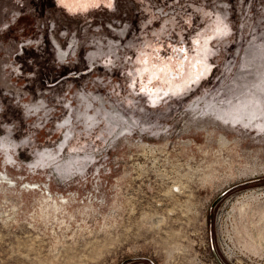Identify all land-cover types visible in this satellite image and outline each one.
<instances>
[{
  "label": "rangeland",
  "instance_id": "374dc122",
  "mask_svg": "<svg viewBox=\"0 0 264 264\" xmlns=\"http://www.w3.org/2000/svg\"><path fill=\"white\" fill-rule=\"evenodd\" d=\"M221 15L207 78L149 104L138 67L196 56ZM262 67L264 0H0V173L47 189L0 185V264H264V98L250 129L212 109Z\"/></svg>",
  "mask_w": 264,
  "mask_h": 264
},
{
  "label": "flooded vegetation",
  "instance_id": "af4514ba",
  "mask_svg": "<svg viewBox=\"0 0 264 264\" xmlns=\"http://www.w3.org/2000/svg\"><path fill=\"white\" fill-rule=\"evenodd\" d=\"M101 2L106 3L107 5L111 6L112 0H57L59 5L65 6L68 11L70 12H85L90 10L96 5H99ZM170 21H167L161 31V34H165L166 30L168 29ZM174 25V23H171ZM217 24V25H216ZM215 26H212L209 33L205 35H201V40L195 43L196 44V56L187 50V46H182L177 50V54L180 56L181 61H176L173 64H160L157 65L155 71L151 72L150 69L153 67L151 65L152 61L147 65H142L138 67V74L142 77L143 71H149L152 76L154 77L151 82H154L158 79V83L154 86L153 84H143L144 81L142 80V85L138 87L140 93H143L145 96L149 98V104L157 105L163 101L166 97H170L171 94L178 96L190 88L195 86L197 83L201 82L203 79H206L209 75L210 71L212 70L213 63L211 64V57L216 54L218 48L213 47V43L217 42V45L222 43L225 37H229V33L231 29L228 26V22L224 19V16H219L218 21L216 22ZM224 38V39H223ZM192 65V69L188 67ZM178 72V76L183 75V72H187L186 76L182 80H175L172 76L173 73ZM146 72V73H147ZM157 82V81H156ZM153 85V86H152ZM133 88H137V86L132 85ZM103 98L99 97V102ZM104 100V99H103ZM102 100V101H103ZM134 99L130 98V101L133 102ZM90 104H93L92 101L88 100ZM107 101H104L103 104L100 106L101 109H104V116L101 118H105V122L113 113L109 111L105 105ZM110 112V113H109ZM112 113V114H111ZM117 114V111L115 112ZM111 114V115H110ZM123 116V115H121ZM90 121L94 120L90 113H88L87 118ZM104 122V121H103ZM92 122H90L91 124ZM108 123V122H107ZM114 127L111 129V133H113L115 128H118L116 123L114 122ZM92 125V124H91ZM114 134V133H113ZM108 138V134L103 133L101 139L106 141ZM28 144L31 145V141H27ZM89 144L86 143L85 150L93 151V148L88 146ZM32 146V145H31ZM83 150V149H79Z\"/></svg>",
  "mask_w": 264,
  "mask_h": 264
},
{
  "label": "bare ground",
  "instance_id": "6f19581e",
  "mask_svg": "<svg viewBox=\"0 0 264 264\" xmlns=\"http://www.w3.org/2000/svg\"><path fill=\"white\" fill-rule=\"evenodd\" d=\"M262 69H263V67L260 69V74L262 72V75H260L259 78H261V76L264 77V70H262ZM257 71H259V69ZM263 80H264V78H263ZM255 86H256V83L253 82L252 87L250 88L249 92L247 90H245V88L241 89V90L239 89L240 99H238L237 104H234V106L230 107L227 103H223V102L221 103L220 102V105H221L220 107L213 106L212 109L217 108L216 109L217 114H219L221 117L229 119L230 121L234 122L235 124H237L239 126H242L244 128L246 127L247 129L254 127L255 125L259 124L258 118H260V113L257 112L256 110H254V108L258 107L260 99L264 98V91H263L264 89H262L261 86H258V87H255ZM246 92L248 95L246 94ZM215 102L217 103L216 100H215ZM250 107H254V108H250ZM113 116H115L113 118V122H115V123L117 120H119V121L124 120V119H120V118H124V117L121 116V114L118 112L115 115L112 114V116H110V117H113ZM116 125H117V123H116ZM119 127L120 126H118V129H119ZM118 134H119V132H118ZM219 139H220V141H225V143H226V141L228 142V140L224 136L220 135ZM3 174L0 173V185L3 184L4 186L22 188L25 190H31L32 189L34 191L36 190L39 192L47 191V189H45V184H43V187H42V184L39 185L37 182H35V183L25 182L24 185L18 186L16 183H14L13 179H10L11 177L7 178ZM96 192L97 191L90 192V194H89L90 201H92L93 197L96 196Z\"/></svg>",
  "mask_w": 264,
  "mask_h": 264
}]
</instances>
